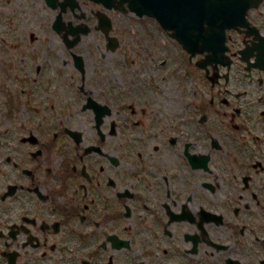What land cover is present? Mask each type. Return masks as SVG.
I'll return each mask as SVG.
<instances>
[{
  "label": "flooded vegetation",
  "instance_id": "1",
  "mask_svg": "<svg viewBox=\"0 0 264 264\" xmlns=\"http://www.w3.org/2000/svg\"><path fill=\"white\" fill-rule=\"evenodd\" d=\"M257 2H236L225 42L186 50L121 0H0L23 47L0 73L109 105L0 106V264H264ZM74 28L89 32L70 48Z\"/></svg>",
  "mask_w": 264,
  "mask_h": 264
},
{
  "label": "rangeland",
  "instance_id": "2",
  "mask_svg": "<svg viewBox=\"0 0 264 264\" xmlns=\"http://www.w3.org/2000/svg\"><path fill=\"white\" fill-rule=\"evenodd\" d=\"M6 33H8L9 31L7 30V26H4V28ZM1 37L5 38L4 34L0 33ZM91 49V48H90ZM14 49L12 48V46L7 45L6 43H0V54H6L9 55V53H13ZM51 54V53H49ZM8 84L7 86L9 87L10 84L8 82V80H5ZM2 86H0V106H8V102H9V98L6 94V91L2 89L3 87V83L1 84ZM20 89H16L14 91L17 99L21 98V100L18 102V106H25L24 105V101L29 97V95H24V93H20ZM35 98H39L40 99V104H47L48 100L50 98H52V101L49 104H53L56 103V106H59L58 103L56 101H54V96L53 95H48V94H37L34 96Z\"/></svg>",
  "mask_w": 264,
  "mask_h": 264
},
{
  "label": "water",
  "instance_id": "3",
  "mask_svg": "<svg viewBox=\"0 0 264 264\" xmlns=\"http://www.w3.org/2000/svg\"><path fill=\"white\" fill-rule=\"evenodd\" d=\"M132 3L130 2L131 5L135 6V0H131ZM223 4H220V5H214V6H208V9H207V14H206V17H207V21L208 22H213L216 17L217 18H221L222 20H227L228 22H231L232 20L230 19V17H227V15H229L226 11H223ZM211 28V26H210ZM213 30V29H211ZM187 29H183L182 30V33L183 35H181V40L185 43L186 42V33Z\"/></svg>",
  "mask_w": 264,
  "mask_h": 264
}]
</instances>
